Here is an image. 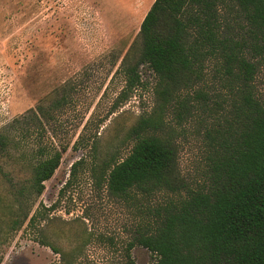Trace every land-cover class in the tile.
<instances>
[{
    "label": "rangeland",
    "instance_id": "rangeland-1",
    "mask_svg": "<svg viewBox=\"0 0 264 264\" xmlns=\"http://www.w3.org/2000/svg\"><path fill=\"white\" fill-rule=\"evenodd\" d=\"M154 1L0 0V132L28 114L9 128L24 149L66 147L44 192L20 202L16 185L27 182L29 171L14 151L0 154V264H58L60 256L41 240L70 249L86 227L118 241L129 238L144 207L166 198L164 193L149 199L116 196L102 179L104 163L129 154L131 128L158 107L157 78L146 65L140 67V83L119 98L126 88L121 65L140 52L141 25ZM215 14L223 35L245 43L249 54L247 23L237 0H219ZM255 61V92L264 104V57ZM216 67L215 60L205 61L201 78L179 90L164 112L159 133H170L174 141L182 191L208 185L213 147L208 132L225 126L232 115L229 87ZM38 105L49 114L32 115ZM38 208L46 218L29 229L24 214ZM90 248L103 254L97 244ZM133 254L137 264L153 263L143 246Z\"/></svg>",
    "mask_w": 264,
    "mask_h": 264
},
{
    "label": "trees",
    "instance_id": "trees-1",
    "mask_svg": "<svg viewBox=\"0 0 264 264\" xmlns=\"http://www.w3.org/2000/svg\"><path fill=\"white\" fill-rule=\"evenodd\" d=\"M218 1L155 0L141 25L140 52L121 65L126 88L119 98L140 83V67L146 65L157 78L160 100L157 109L142 115L128 133L133 141L129 154L104 163L102 179L116 196L149 199L164 193L166 198L144 207L133 235L121 241L95 235L87 227L75 235L70 249L42 239L60 256L58 264H137L136 246L152 253V264H264V104L254 87L255 59L264 57V0H237L247 23L249 54L245 43L223 35L215 14ZM208 59L216 61L217 73L228 84L232 115L225 126L208 132L213 139L208 185L182 191L174 141L170 133L159 131L169 103L179 90L194 86ZM176 101L182 104L180 98ZM30 112L36 118L49 114L44 105ZM27 115L16 117L0 132V154L14 151L29 171L27 182L16 185L18 202L44 192L66 151L65 146L41 144L24 149L19 135L9 128L23 123ZM80 164H73V174ZM45 212L28 210L23 224L36 227ZM93 243L103 254L92 251Z\"/></svg>",
    "mask_w": 264,
    "mask_h": 264
}]
</instances>
